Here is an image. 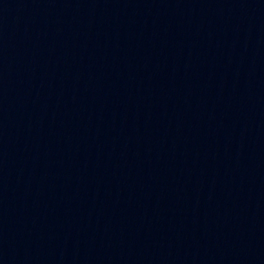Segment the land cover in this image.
Masks as SVG:
<instances>
[{
  "label": "water",
  "instance_id": "95a60500",
  "mask_svg": "<svg viewBox=\"0 0 264 264\" xmlns=\"http://www.w3.org/2000/svg\"><path fill=\"white\" fill-rule=\"evenodd\" d=\"M0 264H264V0H0Z\"/></svg>",
  "mask_w": 264,
  "mask_h": 264
}]
</instances>
